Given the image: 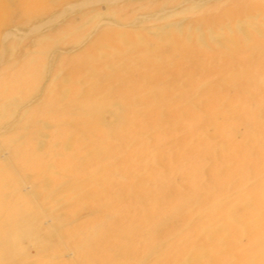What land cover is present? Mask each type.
I'll return each instance as SVG.
<instances>
[{
	"label": "rangeland",
	"instance_id": "374dc122",
	"mask_svg": "<svg viewBox=\"0 0 264 264\" xmlns=\"http://www.w3.org/2000/svg\"><path fill=\"white\" fill-rule=\"evenodd\" d=\"M228 3L0 0V264H158L168 255L179 224L158 219V211L146 219L142 206L133 210L128 204L121 212L130 216L117 218L116 211L110 214L113 201H107L112 183L100 191L96 181L100 169L116 175L111 164L119 158L98 147L96 127L112 123L121 101L104 87L113 77L123 91L127 78L145 76L146 63L160 79L219 77L226 68L218 61L250 59L254 44L264 45L251 24L264 21V0H244L247 8L235 18L225 15ZM205 15L221 17L204 22ZM168 19H177L190 39L201 36L203 48L215 54L167 44L154 49L149 41L166 36L165 27L154 32L144 26ZM107 27L116 32L110 41L116 49L99 44L82 58L72 57ZM101 99L110 102L99 106L103 123L89 128Z\"/></svg>",
	"mask_w": 264,
	"mask_h": 264
},
{
	"label": "bare ground",
	"instance_id": "6f19581e",
	"mask_svg": "<svg viewBox=\"0 0 264 264\" xmlns=\"http://www.w3.org/2000/svg\"><path fill=\"white\" fill-rule=\"evenodd\" d=\"M228 1L227 17L247 8L244 0ZM220 17L205 15L203 21L216 22ZM251 24L264 41V21ZM164 27L166 36L149 41L154 49L170 45L171 50L215 54L203 48L201 36L190 39L184 35L177 19L144 29L157 32ZM115 33L113 28L102 29L72 57L82 58L99 44L116 49L110 43L116 40ZM128 36L135 35L129 32ZM252 50L246 61H218L226 68L219 77L160 79L147 63L145 76L127 78L130 83L123 91L119 80L109 77L113 82L104 88L122 101L118 111L111 112L112 123L98 125L103 123L97 115L100 105L103 101L110 104L108 100L97 101L91 111L89 128L99 126V150H112L119 157L111 164L116 175L111 177L100 169L96 176L100 191L107 181L112 183L113 196L107 198L114 205L110 214L116 211L117 218L123 219L128 215L126 210L121 212L125 204L133 210L142 206L146 219L158 211V219L179 224L174 245L158 264H264V45L254 44ZM90 80L97 84L99 79ZM96 148L94 144L97 153Z\"/></svg>",
	"mask_w": 264,
	"mask_h": 264
}]
</instances>
